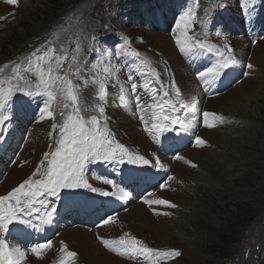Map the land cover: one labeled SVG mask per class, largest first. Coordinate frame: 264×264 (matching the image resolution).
<instances>
[{"label": "rangeland", "instance_id": "obj_1", "mask_svg": "<svg viewBox=\"0 0 264 264\" xmlns=\"http://www.w3.org/2000/svg\"><path fill=\"white\" fill-rule=\"evenodd\" d=\"M21 2L17 0L18 5L8 4L6 0L0 2L2 11H11L0 16L4 17L0 20V69H3L0 79H10L15 64L27 67L30 54L47 41H53L52 47L59 50L61 46L74 49L76 40L80 39L88 58L85 64L88 71L81 73L74 82L79 85L82 114L90 120L99 115L96 111L99 104L97 86L92 83V78L103 76V68L107 64V60L104 63L97 61L95 51H87L89 42L95 36L96 47L104 51L111 49L113 53L115 45L127 40L128 48L140 52L141 57L150 62L145 71L155 70L164 90L170 93L165 99L172 100L177 108L180 102L185 104L181 95L177 99L172 94L171 85L174 82L177 86L174 79L179 70L186 81L191 79L188 83L192 84L193 92L200 98L197 101L200 105L197 116L186 112L185 108L169 113L179 116L186 132L180 135L165 133L160 138V144L156 143L154 133L149 134L145 130L141 133L145 139L136 140L130 136L131 139L111 124L112 111L121 103L127 110L136 112L131 83L140 84L146 77L131 68L127 59L111 58L115 68L114 75L108 78V97L103 105L105 127L112 134L114 143L122 144L130 153L145 156L151 165L159 157L166 171H157L149 166L135 169L136 166L124 165L119 175L111 166L89 165L86 172L89 183L105 191H116L117 196L103 197L83 188L62 190L54 200L58 214L52 224V239L53 242L59 241V251L52 264H59L63 255L61 242L72 251L68 242L61 238L62 233L88 228L99 236L101 231L105 235L110 227L101 226V221L112 214H118L120 234L109 235L110 240H117L128 232L153 249L182 253L178 258L161 260L160 264H264V62L257 61L258 56H264V0H41L36 10L29 13L22 12ZM189 8L197 14L190 34L215 45L216 49L226 54L224 46L227 45L238 61L211 85L198 80L197 73L216 62L215 51L184 54L175 43L174 33L178 35L176 21ZM205 20L208 21L206 27L201 23ZM154 34L169 39L168 50L157 48ZM243 45L245 47H240ZM93 61H97L95 69L90 67ZM249 64L253 65L252 69L247 67ZM24 75L33 84L36 83L34 75ZM4 86L8 87L7 84ZM116 91H122V102L115 98ZM137 92L142 103H151V93L142 88H138ZM217 98L223 102L214 109L207 107L208 100ZM44 99L43 96L28 98L17 93L9 104L0 109V194L5 191L2 182L11 168L21 171L28 167L29 170L20 181L15 179L16 187L31 175L42 159L36 157L38 160L34 161L37 163L32 164L29 158L26 161L23 159L22 152L27 151V142L33 143V147L39 142V108L43 106ZM54 109L55 120L62 121L59 113L68 110L63 109L62 103H54ZM206 111L223 116L224 123H217L211 129L204 127L202 114ZM146 119L150 120V115ZM47 122L51 128L52 121ZM209 122H212L211 117ZM205 132H219L222 137L220 143L213 144L206 138ZM196 137L206 141L204 147L194 146ZM224 137L233 140L231 146ZM207 153L212 156L210 160L203 155ZM177 155L190 160L196 167L176 160L174 157ZM202 155L199 162L197 158ZM31 166L35 167L31 170ZM143 173L148 179L139 178L138 175ZM168 175L174 179L166 181ZM101 176L118 180L127 188L129 195L119 199V188L104 185L99 179ZM211 178L218 180L216 184L211 183ZM161 183L166 184L163 190ZM170 185L174 186L172 190L168 188ZM144 198L167 199L177 207L169 209L153 205L149 208L141 203ZM40 199L45 203L53 200L47 196ZM78 202H86L88 210L84 212L87 216L77 206ZM36 206L43 211V205L37 203ZM154 211L168 215H154ZM145 213L147 218H144ZM94 238L99 243L97 236L94 235ZM107 252L126 263L152 264L155 260V257L120 256L109 250ZM75 264H83L78 255Z\"/></svg>", "mask_w": 264, "mask_h": 264}, {"label": "snow or ice", "instance_id": "obj_2", "mask_svg": "<svg viewBox=\"0 0 264 264\" xmlns=\"http://www.w3.org/2000/svg\"><path fill=\"white\" fill-rule=\"evenodd\" d=\"M6 3L17 5V0H6ZM4 17H0V20ZM197 21V14L189 8L179 16L176 21V29L178 35L174 33L175 43L179 51L184 54L193 53H211L215 51L217 60L210 67L197 73V79L205 85H211L217 82L226 71L236 65L238 61L231 55L232 49L225 45L227 54L215 48L213 44H207L199 37L190 33L193 31V24ZM204 27L208 21L201 22ZM67 31V29H64ZM217 35H220L217 33ZM68 39L71 41L72 37ZM96 37L93 36L88 44L87 51H95L97 53V61L104 63V75L92 78V83L97 86L96 99L99 104L96 108L98 116H93L90 120H86L80 108L79 85L74 82L81 73L87 72L85 67L87 63V55L84 54L85 49L82 48V41L77 39L74 49L61 46L59 50L52 47L53 41H47L39 48L35 49L27 58V67H21V64H15L11 71L13 76L8 79H0V109L9 104L13 97L20 93L25 97L34 98L35 96L45 97L43 106L39 108V120L52 121L49 133L52 143L49 144V150L43 153L42 159L37 164L35 170L23 180L18 186L14 187L5 195H0V264H19L26 257V250L20 245L10 243L8 240L9 228L13 225H23L28 227L32 224L31 218L36 213L42 224L51 225L55 222L58 214V206L54 202L59 197L62 190L85 189L87 191L98 193L103 197H116V191H105L93 187L86 178V172L89 165L102 164L111 166L120 175V169L124 165L136 166L135 169H144V166L155 167L157 171L163 169L162 162L159 157L155 158V164L151 165L150 161L143 155L133 154L120 143H114L112 134L106 129L104 120L105 108L104 103L108 97V78L114 75L115 65L112 57L116 60L127 59L130 61L129 66L133 68L139 75L146 79L138 84L133 81L131 83V93L136 98V112L139 115L140 122L144 125V130L149 134H155L157 144L161 143V137L165 133H176L180 135L186 132L183 122L177 115H170L179 109L186 108L182 102L173 103L170 99H165L170 93L164 90V85L159 79V75L154 69L145 71L150 64L146 58L141 57V53L127 47L128 41L125 40L121 44L114 47V53L111 49L104 51L95 46ZM39 53V55H38ZM97 61H93L92 67H97ZM65 64L67 67H65ZM7 67V65H5ZM249 69L253 65H247ZM3 72V69H0ZM28 73L35 76L36 83L33 84ZM128 79L131 81L132 77ZM154 79V83H153ZM13 80L15 83L13 84ZM7 84L8 87L4 85ZM155 85H160L157 88ZM138 88L151 93V103H142L137 92ZM172 94L177 99L180 97V90L173 82L171 85ZM54 103H62L63 109L59 114L63 117L62 121L55 120ZM150 115V120L146 116ZM204 124L206 128H213L217 123L223 124L225 118L212 112H204ZM209 117L212 122H209ZM6 120L7 117H4ZM2 123V121H0ZM230 123V121H229ZM56 133V135H53ZM206 141L200 137H196L194 146L204 147ZM176 160H183L189 167L195 168L196 165L190 160L182 156H175ZM119 166V167H118ZM104 185H110L113 189L119 188V199L123 200L129 193L126 187L121 185L118 180L101 176ZM142 179H148L143 177ZM173 176L168 175L166 181H172ZM166 184L161 183L160 188L165 189ZM152 195V193H148ZM51 197L53 200L45 203L41 197ZM37 203L43 205V211L37 208ZM149 208L153 205H162L166 208L173 209L177 205L167 199H147L141 200ZM154 215H168L166 212H153ZM118 214L108 215L102 219L101 226H107L113 223ZM99 243L110 252L120 256L143 255L149 258L155 257L152 264H160V261L178 258L182 253L178 250L161 251L147 246L143 241L130 235L128 232L123 233L117 240L105 239L97 236ZM52 247L51 241L44 243H36L28 250L36 258H41L45 250ZM61 253H63L59 264H75L77 253L67 250L66 245L61 242Z\"/></svg>", "mask_w": 264, "mask_h": 264}, {"label": "bare ground", "instance_id": "obj_3", "mask_svg": "<svg viewBox=\"0 0 264 264\" xmlns=\"http://www.w3.org/2000/svg\"><path fill=\"white\" fill-rule=\"evenodd\" d=\"M40 1L41 0H24V1L22 0V2L20 3L19 6H20V9L22 10V12L29 13V12H33L34 11L36 5H38L40 3ZM4 6H6V5H4ZM1 9H0V16L1 15L3 16L5 13H8V11H10V10L2 11ZM153 36L156 37V41L158 43L157 48H159L160 50H168V46H169V39L168 38L160 36V34H154ZM240 47L243 48V47H245V45L240 46ZM258 55H260V54H258ZM257 61L258 62H264V56H262V55L258 56ZM175 76H176V78L174 80L177 82V88L180 90L181 97L183 98V100L185 102V105H186L185 110H186V112L194 113V115L197 116L199 114V106H200L197 101H199L200 98L196 96L195 92H193L194 90H192V86H191L192 84L188 83L191 79H188V81H186L185 78L183 77L182 73H180V70H179V72L177 71ZM196 86H198V85H196ZM122 90H123V87H122ZM121 92L122 91H116L115 92V98L122 102L123 99L120 98V94L122 96ZM198 94L199 93H197V95ZM221 102H223V101H221ZM221 102L219 101L218 98L217 99H213L212 101L208 100L207 107H212L214 109L215 106L218 103L220 104ZM112 115H113V118H112V123L111 124H113V125L115 124L117 126V128L119 129V131L123 132L122 134H124L126 136H129V138L132 137L134 139H136V138L140 139V138L143 137L141 133H142V130H144V125L139 122L140 120H138V115L136 114V112L127 110L125 108V105L120 103V104L117 105L116 109L114 108V110L112 111ZM39 124H41V125H39ZM39 124H38V126H41L40 134L38 135L39 136L38 137L39 138V142L37 143V145L35 147H33V145H32L33 143L27 142V144H26L27 151L24 150V152H22V153H24L23 154V156H24L23 159H25V161H26V159L29 158V160L32 161L31 162L32 164L33 163H37V162H35L36 160H38L36 157L39 158V156H40L42 158L43 157V153L45 151L49 150V143H51V141H50V138H49L48 134L50 132H53L51 130V128L49 127V123L47 122V120H43ZM218 133L219 132H215V133H209L208 132V133H206L205 136H206V138L211 140V142L213 144L216 145V144L220 143V140L222 138L220 136V134H218ZM225 136H228V135H225ZM224 138L229 142L228 145L231 146V143H232L233 140L230 139L229 137H224ZM139 139H136V140H139ZM143 139H145V138L143 137ZM134 142L135 141H133V143ZM145 142L148 143L147 141H145ZM192 153H195V152H192ZM203 155H205V158L208 159V160H210L211 159L210 157H212L211 154H208V153L207 154H203ZM203 155L201 157L197 158L199 160V162H201V159H202ZM230 157H232V156H230ZM231 164H232V162H231ZM34 167L31 166V170ZM175 167H178V165H175ZM212 168H214V167L211 166V169ZM27 169H28V167H27ZM27 169L24 168L21 171H17L14 168H11L8 177L5 179V181L2 182V185H4L3 189L5 191H2V193L0 195H5V194H7V192L11 191L16 185L15 184V179H17V181H20L23 178V174L27 173L29 171V170L27 171ZM233 169H234V166H233ZM212 170L214 171V169H212ZM131 174H132V171H131ZM148 175L149 174H147V176ZM11 176L13 178H11ZM138 176H139L140 179H142L145 176V174L143 173V174L138 175ZM215 176H217V174ZM137 181H140V183H141V180H137ZM217 181L218 180H215L214 178L213 179L211 178V183L216 184ZM173 187L174 186H171V185H170V187L168 186V188H170L171 190L173 189ZM165 195H167V194H165ZM167 196L169 197L171 195H167ZM83 202H78L77 206L83 212V214L87 216V214H85L84 210L87 209L88 207L85 205L86 202L85 203H83ZM139 215H142V214H139ZM36 217H37V214L34 213L33 217L31 218L32 224L30 226H28V227H24L23 225H13V226H10V228H9V234H8V237H7L9 242L10 243H14V244H18V245H20V247L22 249L26 250V257L23 260H21L19 262V264H52V260L58 254L59 241L53 242V239H52V224L51 225L42 224L40 219H38ZM147 217H148V215L145 213L144 214V218H147ZM118 221H119V219L116 218V220L113 223H111L112 225L109 224L110 228H108L109 231H108L107 234L104 235V232L101 231V233L104 235L105 239H109V235H111L113 237V236H116V235L120 234V229L117 226ZM31 233H33V235H30ZM36 234H37V236H34ZM102 234H101V237L103 236ZM94 235L98 236L99 234L93 233L88 228H85V229H80V230H75V231H65L64 233H62L61 238L65 239V241L68 242L67 243L68 248H70L73 252L78 253L79 260H81V262L83 264H132V263H126V262H123V261H118L120 259L117 258L118 259L117 260L114 255L113 256L110 255L107 252V250H105L102 247V245H100L99 243H97V241H95ZM47 241H51L52 247L50 249L45 250L44 253H42L41 258H39V259L36 258L35 256H33L31 254L30 251H28L31 248L32 245H34L36 243H44V242H47Z\"/></svg>", "mask_w": 264, "mask_h": 264}]
</instances>
